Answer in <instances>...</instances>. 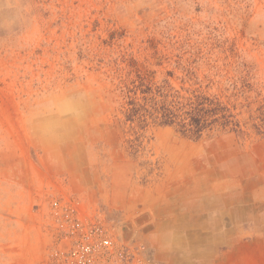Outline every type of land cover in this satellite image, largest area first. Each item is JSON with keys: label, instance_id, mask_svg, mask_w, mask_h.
<instances>
[{"label": "rangeland", "instance_id": "374dc122", "mask_svg": "<svg viewBox=\"0 0 264 264\" xmlns=\"http://www.w3.org/2000/svg\"><path fill=\"white\" fill-rule=\"evenodd\" d=\"M138 76L161 93L218 97L238 130L193 139L149 114L127 119ZM261 106L264 0H0V264H58L47 207L69 193L133 224L122 264H233L217 222L201 240L189 222L204 183L207 196L222 185L242 196L237 230L252 238L240 242L264 264Z\"/></svg>", "mask_w": 264, "mask_h": 264}, {"label": "trees", "instance_id": "16d2710c", "mask_svg": "<svg viewBox=\"0 0 264 264\" xmlns=\"http://www.w3.org/2000/svg\"><path fill=\"white\" fill-rule=\"evenodd\" d=\"M145 78L138 76L126 86L127 119L142 120L149 114L162 125L174 126L177 131L193 139L202 137L209 130H232L239 128V122L231 109L218 97L198 93L195 90L189 96H182L177 90L161 93L145 83ZM258 114L252 126L264 130V107L257 108ZM145 119H143L144 121Z\"/></svg>", "mask_w": 264, "mask_h": 264}, {"label": "built area", "instance_id": "2783aa9c", "mask_svg": "<svg viewBox=\"0 0 264 264\" xmlns=\"http://www.w3.org/2000/svg\"><path fill=\"white\" fill-rule=\"evenodd\" d=\"M47 208L57 233L58 264H122L121 228L102 212H86L73 193L51 196Z\"/></svg>", "mask_w": 264, "mask_h": 264}, {"label": "crops", "instance_id": "0c3cea01", "mask_svg": "<svg viewBox=\"0 0 264 264\" xmlns=\"http://www.w3.org/2000/svg\"><path fill=\"white\" fill-rule=\"evenodd\" d=\"M195 195L192 197L190 205L184 206L187 212L190 214L189 222L196 224V239L201 240V229L204 224L210 223L219 224V232L216 234L215 239L219 241L221 246V255H229L234 257L233 264H260L257 262L256 257V247L251 242H240L245 239L244 237L248 234L252 238V232L245 231L244 229L237 230V224L246 223L248 221V215L246 213L245 206H237L235 201L237 198L242 196H237L234 192H231L229 189H223V185L220 187V190L213 193L211 196L210 202L207 201V193L203 189L196 188L194 190ZM210 193V194H212ZM206 196V197H204ZM189 194L187 195V200L189 199ZM186 200V197H184ZM215 202V205L211 207L212 203ZM216 217L213 215V218L210 220L206 218L205 212L207 214L209 210H213ZM238 213H242L238 217ZM244 213V215H243ZM262 239H264V233L261 234Z\"/></svg>", "mask_w": 264, "mask_h": 264}, {"label": "bare ground", "instance_id": "6f19581e", "mask_svg": "<svg viewBox=\"0 0 264 264\" xmlns=\"http://www.w3.org/2000/svg\"><path fill=\"white\" fill-rule=\"evenodd\" d=\"M204 190L210 191L211 189L206 187L205 183H204ZM210 192H208L209 194L207 196V201H209V202H210L209 198L211 197ZM134 230H135V228H134L132 223L127 222V223L123 224V226L121 228L123 239L129 241L131 239V237L133 236V234H134Z\"/></svg>", "mask_w": 264, "mask_h": 264}]
</instances>
